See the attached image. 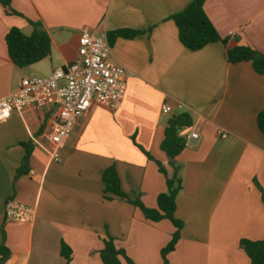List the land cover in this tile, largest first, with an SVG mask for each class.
Masks as SVG:
<instances>
[{"label": "crops", "instance_id": "crops-1", "mask_svg": "<svg viewBox=\"0 0 264 264\" xmlns=\"http://www.w3.org/2000/svg\"><path fill=\"white\" fill-rule=\"evenodd\" d=\"M191 1L11 0L18 15L0 5V99L22 79L46 78L73 62L84 31H143L110 44L108 60L128 73L118 109L92 105L76 120L59 162L47 155L54 107L14 110L0 122V245L10 253L4 264H102L107 237L134 264H162L172 224L148 222L119 198L104 200L101 175L114 165L122 192L155 208L165 181L142 151L170 174L160 143L168 121L182 113L198 138L175 159L181 190L174 217L183 227L167 261L250 264L239 242L264 238V135L256 126L264 109V74H256L250 62L228 63L226 52L242 45L264 55V0H205L203 10L226 43L197 51L180 44L169 19ZM28 21L48 34L51 52L19 68L8 58L4 36L11 28L29 35ZM164 105L170 113H162ZM21 144L30 145L31 155L28 171L17 175ZM10 199L34 208V219L5 222ZM62 244L71 250L68 262Z\"/></svg>", "mask_w": 264, "mask_h": 264}, {"label": "trees", "instance_id": "trees-1", "mask_svg": "<svg viewBox=\"0 0 264 264\" xmlns=\"http://www.w3.org/2000/svg\"><path fill=\"white\" fill-rule=\"evenodd\" d=\"M205 0H192L180 12L172 15L169 19L174 23L178 40L180 44L189 51H197L208 44L221 41L214 26L206 16L203 10ZM0 5L5 9L7 14L18 15L11 9V0H0ZM32 27L29 35L23 34L18 28H11L4 36L6 52L10 61L19 68L28 67L37 63L50 55L51 43L48 34L43 31L39 25L28 21ZM143 31L132 29H118L110 31L106 34L109 44L117 38L132 39L141 34ZM228 63L235 65L242 62H250L253 71L258 74H264V55L252 49L249 46L236 45L226 52ZM191 118L189 115L182 113L168 121L164 129L163 139L160 143V150L165 153L168 158L167 166L171 169L168 174L165 166L153 157L144 152L147 159L154 161L158 168V172L162 174L165 181V192L159 194L156 198V207L149 209L143 203L135 198L130 200L121 190L117 171L114 165H110L101 175V183L103 186V199L106 201L113 198H119L127 201L133 207L138 209L143 218L151 223H157L162 220H168L174 231L170 236L169 242L161 250L162 264H169L167 254L172 252L179 240V233L183 227V223L174 217L176 196L181 190V181L178 177L179 167L175 163L176 157L184 149V141L178 136L177 131L182 127L191 126ZM256 126L264 135V109L256 116ZM25 153L23 155L21 165L17 169V175L25 174L29 168V159L31 155V147L29 144H21ZM264 202V196L262 195ZM240 247L244 250L250 260V264H264V238L259 241L241 240ZM61 254L68 262L71 250L64 244L61 245ZM10 253L3 245H0V264H4ZM99 258L102 264H120L124 260L127 264H134L125 254V252L117 248L114 240L110 237L104 241L103 248L99 252Z\"/></svg>", "mask_w": 264, "mask_h": 264}, {"label": "built area", "instance_id": "built-area-1", "mask_svg": "<svg viewBox=\"0 0 264 264\" xmlns=\"http://www.w3.org/2000/svg\"><path fill=\"white\" fill-rule=\"evenodd\" d=\"M110 52L105 34L82 32L78 38L77 57L73 62L53 70L46 78L22 79L16 91L0 99V122L7 120L14 110L54 107L55 117L47 155L49 162H59L60 152L78 118L92 105L115 111L123 99L128 73L122 66L108 60ZM170 112L169 106L162 107L163 114ZM177 134L183 139L185 147L198 138V134L187 127L178 129ZM221 136L226 137L225 134ZM34 217L32 207L14 199L5 204V222L30 223Z\"/></svg>", "mask_w": 264, "mask_h": 264}, {"label": "water", "instance_id": "water-1", "mask_svg": "<svg viewBox=\"0 0 264 264\" xmlns=\"http://www.w3.org/2000/svg\"><path fill=\"white\" fill-rule=\"evenodd\" d=\"M175 116H173L172 118H174Z\"/></svg>", "mask_w": 264, "mask_h": 264}, {"label": "rangeland", "instance_id": "rangeland-1", "mask_svg": "<svg viewBox=\"0 0 264 264\" xmlns=\"http://www.w3.org/2000/svg\"><path fill=\"white\" fill-rule=\"evenodd\" d=\"M28 79H31V78H28Z\"/></svg>", "mask_w": 264, "mask_h": 264}]
</instances>
